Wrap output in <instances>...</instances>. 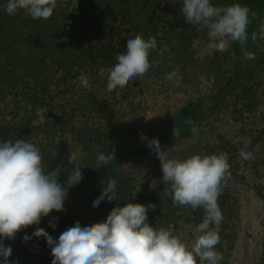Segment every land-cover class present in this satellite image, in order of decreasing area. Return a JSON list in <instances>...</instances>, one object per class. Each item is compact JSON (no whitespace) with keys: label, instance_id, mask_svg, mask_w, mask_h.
I'll use <instances>...</instances> for the list:
<instances>
[{"label":"trees","instance_id":"16d2710c","mask_svg":"<svg viewBox=\"0 0 264 264\" xmlns=\"http://www.w3.org/2000/svg\"><path fill=\"white\" fill-rule=\"evenodd\" d=\"M165 1L57 0L52 16L45 20L33 19L24 10L8 15L4 8L7 0H0V141L24 139L35 144L42 154L45 172L56 170L62 185L66 184L74 165L81 167L83 175L80 183L69 188L64 211H52L41 217L39 225L21 229L15 239H3L12 249L8 264H52L54 257L46 239L32 236L38 227L58 240L76 222L82 226L103 222L113 207L129 202L154 205L147 216L150 226L156 229L196 227L202 222V209L173 206L164 192L168 185H164L162 173L137 184L123 173V168L131 161L155 154L147 146L153 138L158 139L163 149L191 138L192 125L186 124L185 119L191 117L198 129L201 123L228 109L233 95L242 118L255 119L264 112V40L251 41V33L258 30L264 19V0H211L215 6L239 3L257 13L254 20L249 14V40L245 45L255 58L243 60L241 45L231 43L226 61L217 70L220 74L214 89L162 117L146 139L138 137L132 120L125 121V127L116 133L80 124L78 107L70 102L84 90L76 80L81 73L88 76L89 82L93 79L107 84L106 77H100V69L116 63V55L126 49L129 33L140 34L145 39L155 37L159 47L168 48L163 57L157 55L158 50L150 52V62H161L143 76L164 77L166 72L175 70L186 82L190 73L185 65L187 47L197 26L186 23L180 11L182 0L174 4ZM174 127L179 130L178 137L173 136ZM246 140L248 151L259 143L264 144V129L257 133L251 129ZM243 144L221 138L207 144L203 154L227 153L230 164L231 178L218 198L224 217L216 246L219 252L236 238L237 214L232 194L248 161L239 157ZM98 152L112 153L114 159L102 164L97 160ZM70 156L74 158L72 163ZM260 167L264 184V158ZM109 178L117 181L115 191L121 199L111 202L105 199L94 208L93 202ZM259 194L264 200V190ZM25 235L31 239L25 241ZM0 264H4L3 258Z\"/></svg>","mask_w":264,"mask_h":264},{"label":"clouds","instance_id":"9594fccd","mask_svg":"<svg viewBox=\"0 0 264 264\" xmlns=\"http://www.w3.org/2000/svg\"><path fill=\"white\" fill-rule=\"evenodd\" d=\"M57 0H7L4 5L8 15L24 10L33 19H48L56 8ZM180 11L186 23L206 30L208 43L206 51L226 52L231 43L241 45L243 60H252L254 54L245 47L249 40L248 26L257 13L239 3L215 6L211 0H182ZM126 49L115 57L116 63L107 69L101 68L100 75L107 79V90L124 87L134 77L145 75L150 68L159 67L160 60L149 61L152 51L163 57L167 46L159 47L155 37L145 39L140 34L129 33ZM264 40V19L258 30L251 33V41ZM235 59V56H233ZM164 79L173 86L181 85V75L173 70L166 72ZM76 80L82 87H91L88 76L81 73ZM185 123L192 125L193 135L197 128L191 117ZM173 136H179L177 128ZM142 139L146 137L142 134ZM160 161L165 194L171 198L173 206L202 209V222L193 233L191 246L171 229H156L148 222V210L154 205L125 203L113 207L106 220L90 226L76 222L63 231L58 240L43 228H37L32 236L44 237L54 257L52 264H220L223 255L216 250L220 242L219 229L223 214L218 198L223 187L231 178L227 153L201 155L192 154L184 158H170L158 139L148 141ZM249 142L239 149L243 160L254 159L248 151ZM73 157H69L72 163ZM112 153H97L102 164L111 163ZM81 167L75 166L69 173L66 184L58 181L56 170H44L40 149L24 139L0 141V258L8 264L12 254L10 246L3 239H15L16 234L31 225H39L41 217L52 211H64V201L69 188L83 179ZM117 181L109 178L101 195L93 202L98 207L102 200L121 199L116 194ZM55 228V224L50 222ZM25 241L31 237L25 235Z\"/></svg>","mask_w":264,"mask_h":264},{"label":"rangeland","instance_id":"374dc122","mask_svg":"<svg viewBox=\"0 0 264 264\" xmlns=\"http://www.w3.org/2000/svg\"><path fill=\"white\" fill-rule=\"evenodd\" d=\"M177 1L166 0L165 3L174 4ZM207 43L206 30L198 31L196 27L187 47L188 62L185 65L190 68V73H187L186 82L181 81L179 87L173 86L162 76H139L122 88L108 91L107 84L91 79V87H84L70 99L71 104L78 107L80 124L116 133L119 128L125 127V121L132 120L130 123H133L138 137L142 138V134L145 137L162 117L214 89L215 80L220 74L217 70L226 61L229 49L226 52L206 51ZM239 108L233 95L228 109L220 116L201 123L191 138L163 150L170 158H184L192 154L203 155L207 144L221 138L236 143L246 142L251 129L253 133L264 129V112L259 113L257 119H244ZM251 152L254 159L244 161L242 176L235 182L232 194L237 214L236 238L220 252L223 255L220 264H264V200L259 194L260 190H264L260 167L264 158L263 142L255 145ZM123 173L139 184L159 175L162 170L159 159L153 154L129 162L123 168ZM167 229L191 246L195 227L184 225Z\"/></svg>","mask_w":264,"mask_h":264}]
</instances>
